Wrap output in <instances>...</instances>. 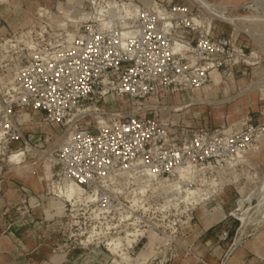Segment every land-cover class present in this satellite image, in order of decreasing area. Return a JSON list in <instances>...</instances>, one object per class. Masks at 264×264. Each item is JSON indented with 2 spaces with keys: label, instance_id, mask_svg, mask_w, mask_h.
<instances>
[{
  "label": "rangeland",
  "instance_id": "obj_1",
  "mask_svg": "<svg viewBox=\"0 0 264 264\" xmlns=\"http://www.w3.org/2000/svg\"><path fill=\"white\" fill-rule=\"evenodd\" d=\"M104 1L0 0V98L29 57L60 49L103 16ZM177 3L200 16L205 30L231 36L245 62L212 74V84L190 94L195 104L169 121L212 133L264 125V0L111 5L121 21L127 6ZM112 109L104 104L98 112L106 117ZM94 116L69 121L85 126ZM61 131L26 127L27 146H12L23 153L17 163L7 162L0 145V239L17 252L31 245L61 256V264H264V137L225 163L181 169L168 179L115 175L89 190L74 185L81 195L69 199L72 183L62 182L53 159ZM52 132L56 138L49 140Z\"/></svg>",
  "mask_w": 264,
  "mask_h": 264
},
{
  "label": "built area",
  "instance_id": "obj_2",
  "mask_svg": "<svg viewBox=\"0 0 264 264\" xmlns=\"http://www.w3.org/2000/svg\"><path fill=\"white\" fill-rule=\"evenodd\" d=\"M117 2L105 0L98 20L17 70L7 98H0L4 156L16 152L13 145L27 146L28 126L62 129L53 155L61 180L89 190L129 172L168 179L181 169L225 163L264 137V125L214 133L173 125L171 113L192 106L190 94L212 84V74L245 62L243 50L231 36L205 30L184 3L127 6L120 21L111 5ZM110 103L104 117L98 109ZM91 112L96 116L85 126L69 121Z\"/></svg>",
  "mask_w": 264,
  "mask_h": 264
},
{
  "label": "crops",
  "instance_id": "obj_3",
  "mask_svg": "<svg viewBox=\"0 0 264 264\" xmlns=\"http://www.w3.org/2000/svg\"><path fill=\"white\" fill-rule=\"evenodd\" d=\"M27 249L17 252L6 238L0 239V264H61L62 259L48 250H34L28 245ZM26 254V255H25Z\"/></svg>",
  "mask_w": 264,
  "mask_h": 264
},
{
  "label": "bare ground",
  "instance_id": "obj_4",
  "mask_svg": "<svg viewBox=\"0 0 264 264\" xmlns=\"http://www.w3.org/2000/svg\"><path fill=\"white\" fill-rule=\"evenodd\" d=\"M206 5V4H205ZM204 5V6H205ZM210 7H212V6H210ZM214 8V7H213ZM212 9V8H211ZM126 13V12H125ZM221 18V17H220ZM228 20V19H227ZM228 22V21H227ZM123 35H125V32H123ZM213 80V79H212ZM194 101V100H193ZM193 104H195V103H193ZM21 156H23V153L22 152H19V151H17V152H15V153H13L11 156H9V158H10V161H15L16 163L20 160V158H21ZM7 162H9V159L7 160ZM49 170V169H48ZM202 170H204V169H201V171ZM67 187V186H66ZM198 192V191H197ZM192 193H195V192H192ZM65 195H67V197L70 199L71 197H78V196H80L81 195V191L78 189V188H76L74 185H72V184H70L68 187H67V189H66V194ZM73 199V198H72ZM263 203V202H262ZM238 205L239 206H241L240 205V203L238 202ZM241 210V209H240ZM236 212V211H235ZM243 216V215H242ZM114 250V249H113Z\"/></svg>",
  "mask_w": 264,
  "mask_h": 264
}]
</instances>
